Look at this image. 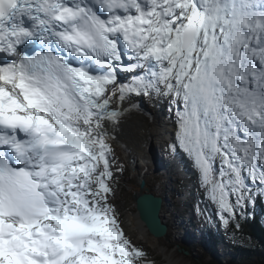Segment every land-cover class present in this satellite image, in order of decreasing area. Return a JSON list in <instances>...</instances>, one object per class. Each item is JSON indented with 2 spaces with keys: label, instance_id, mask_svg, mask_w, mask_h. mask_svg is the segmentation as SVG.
Returning <instances> with one entry per match:
<instances>
[{
  "label": "snow or ice",
  "instance_id": "obj_1",
  "mask_svg": "<svg viewBox=\"0 0 264 264\" xmlns=\"http://www.w3.org/2000/svg\"><path fill=\"white\" fill-rule=\"evenodd\" d=\"M146 102L240 231L264 204V0H0V264H156L115 202Z\"/></svg>",
  "mask_w": 264,
  "mask_h": 264
},
{
  "label": "rangeland",
  "instance_id": "obj_2",
  "mask_svg": "<svg viewBox=\"0 0 264 264\" xmlns=\"http://www.w3.org/2000/svg\"><path fill=\"white\" fill-rule=\"evenodd\" d=\"M145 107L148 110L155 109V111L158 113V115L159 116L161 115L159 124L162 127L167 126L169 130L175 129L174 123L171 122L172 120H166V121L164 120V122H163V116L165 117V119L168 118V112L165 110L164 106H162L160 104L153 103V102H146ZM161 120H162V122H161ZM171 134L173 135V133H171ZM153 146L155 148L156 146L160 147L161 145L158 143V140L155 139L153 141ZM114 147L116 149V155H117L118 160L125 167V173H124L123 179L121 181L119 190L116 193L117 199L115 202L117 203V205L119 207V211L121 213L122 227H124L126 233L132 238L134 243H136L137 245H143L144 248L147 249V252H149V254L152 256V258L156 261V264H170L169 260L171 259V257L174 258L175 261H177L181 264H187V263L188 264H197L194 261L196 258L202 259L201 264H209V263H213L215 261H217L219 264H228L231 262L230 260H232V259L230 257V254H227V250L221 244L217 247H216V244H211V247H209L206 245V243H204L203 245L199 244L198 246H194V245H189L186 242H182V240L184 241L183 237H186V234H191V235H189L188 241L190 238H192V235H193L191 230H188V232H186V229L183 228L182 225H180L182 227L181 229H179V230L178 229L177 230L172 229L171 232L166 236V238H161V243H155L152 239L153 238L152 235L148 232L147 229L146 230H147L148 235L147 234L144 235L138 229V227L135 226V224L133 223V218L138 216L133 195L136 191H138V188H139L138 184L140 182L139 178L142 175H144V178L147 180L148 188L153 193L156 194L157 190H155V188L152 186L153 184H151V182L149 181L150 178H155L156 173H153V171L151 173L150 172L145 173V170H146L145 166H142V167L139 166L138 167L136 164L133 165L131 162H129V159L126 157V154L123 152V150L119 144L115 143ZM164 148H165V146H164ZM166 153H170L169 149L167 150ZM162 160L164 161L163 158H162ZM157 165L158 164H156V166ZM162 169L164 170L165 168L163 167ZM184 171L187 172V169H184ZM194 179L195 178H192V180H194ZM189 185H190V183H189ZM183 186L184 185L181 186V190H183V188H184ZM181 190H179V191H181ZM169 191L166 193H167V195H169L168 198H170L171 201H168V203H167V199L164 198L165 202L167 204L165 210H163V216H164L165 223H170L173 225V223L175 224L176 219L182 220L184 222V224L188 223L187 220H188L189 215L185 214L186 212H182L184 208L182 205H180V202L172 200L175 193H173V192L169 193ZM201 193H202V191H201ZM202 200H203V202H202ZM172 204H175L176 212H173V209H175V208ZM201 204H203V214L201 216L200 215L195 216V219H197V221H198L197 223L200 225V228H201V227L205 226L204 223H205V221H207V222H209L211 227L214 225L215 233H217V231H218L217 224L219 223V221L216 217L215 209L213 208V206L211 204L207 203V201L204 199L203 193H202V196H197L194 199L193 207L197 208V206H199ZM195 214L196 213H194V215ZM200 218H201V220H200ZM200 222L202 225L200 224ZM173 226L176 227L177 224H175ZM197 227L199 228V226H197ZM207 227H209V225ZM220 227H222V226H220ZM222 230H223V232H225L224 229H222ZM169 231H170V228H169ZM189 231H190V233H189ZM197 231H198V235L202 236V233L199 230H197ZM213 235L216 236L217 238H220L219 234H213ZM194 236H196V235L194 234ZM207 236H208V234H207ZM197 241H198V239H197ZM209 242L211 243L214 241H212L209 238ZM177 244H181L182 246H184L188 249H191L194 253L192 254V256H189V257L186 256L183 252L179 251ZM219 250L221 251V254H220ZM222 254H224V255H222ZM204 258H206V259H204ZM232 261H234V259ZM233 263L234 264H245V263L240 262V260H236Z\"/></svg>",
  "mask_w": 264,
  "mask_h": 264
},
{
  "label": "bare ground",
  "instance_id": "obj_3",
  "mask_svg": "<svg viewBox=\"0 0 264 264\" xmlns=\"http://www.w3.org/2000/svg\"><path fill=\"white\" fill-rule=\"evenodd\" d=\"M145 109H146L145 112L134 113L128 117V119L124 122L121 130L119 131V135H118L119 143H117L121 146L123 152L126 154V157L129 159V162L136 164L138 167L139 166L140 167L146 166L147 165L146 159L148 157H150L151 154H153V152L159 148L157 146L154 148V146H153V141L155 139L158 140V143L160 145H162L163 150H165L164 152H167L168 147L164 148V142H167V141L164 140L162 143H160L159 140L162 139V137L164 135L172 136L171 133L174 132V129L169 130L167 126H165L166 127L165 128L159 124L161 115L159 116L158 113L155 111V109L148 110L146 107H145ZM149 113L151 115H149ZM164 120L165 121L166 120H173V118H171L169 116V113H168L167 119H165V117L163 116V122H164ZM161 122H162V120H161ZM167 143H169V142H167ZM172 156H174V155H172ZM158 158H160L162 160L161 156H159ZM186 169H187V172H185V175L182 178L177 179V181L185 180L187 177H189L191 175V173H193V170H191L190 168H186ZM181 171H184V170L174 171V172H171V174H173L175 172L179 173ZM162 174H168V173H164L163 169H162ZM193 178H195V179L191 180L189 182L191 186L188 184V192L189 193H195V195H197V196H202L201 191L198 189L197 179H196V176L194 174H193ZM151 184H153V183H151ZM160 185H162V183H160ZM146 187L148 188L147 185H146ZM165 188L170 190L169 193L170 192L174 193L176 191V189L181 190V186L178 188H177V186H175V188H174L173 184H171V183L168 184V182L165 183ZM173 189H175V191H173ZM168 190H166V192H168ZM156 195L162 196L158 192L156 193ZM202 202H203V200H202ZM166 205L167 204H166L165 199H164L163 210H165ZM172 205L176 209L175 204H172ZM180 205H182L184 208L182 212H186L185 214H187V215H190V214L194 215V213H196L194 216H197V215L201 216L203 214V204L197 206V208L192 206L190 209L185 207V204L183 202H180ZM163 210H162V218L164 219ZM200 220H201V218H200ZM187 221H188V223H186L187 232H188V230H191V232L193 233V235H192L193 238L198 239V240H201V238H202L203 241L206 243V245L211 247V243L209 242V235H212V233H211V231H208L209 227H207L209 225V222L207 223V225L200 228V225L197 223L198 222L197 219L190 218ZM133 223L135 224V226L138 227V229L144 235H146V234L148 235L147 230H146L147 228L144 227L143 223L140 221V218L138 216L133 218ZM200 224H201V222H200ZM197 226H199V228ZM196 229L202 233V236L198 235V231ZM189 233H190V231H189ZM168 234H169V232H168ZM194 234L196 236H194ZM207 234H208V236H207ZM152 237H153L152 239L155 243H161V238H155L154 236H152ZM219 252L221 254L220 250H219ZM227 254H229V252H227ZM222 255H224V254H222ZM169 261H170V264H181V263L175 261V259L172 257ZM230 261H232V260H230Z\"/></svg>",
  "mask_w": 264,
  "mask_h": 264
},
{
  "label": "trees",
  "instance_id": "obj_4",
  "mask_svg": "<svg viewBox=\"0 0 264 264\" xmlns=\"http://www.w3.org/2000/svg\"><path fill=\"white\" fill-rule=\"evenodd\" d=\"M241 223L242 229L240 231H225L227 239L224 240L231 245L234 252V261L229 264H234L233 262L236 260H240L245 264H264V204L258 203L254 215L241 221ZM209 238L212 241H214V238L217 239V237L212 239L210 236ZM211 244L216 243L211 242ZM139 246L144 248L143 245ZM144 249L147 251L146 248ZM190 252L194 253L192 250ZM196 262L201 263L198 259H196ZM213 264L219 263L215 261Z\"/></svg>",
  "mask_w": 264,
  "mask_h": 264
},
{
  "label": "water",
  "instance_id": "obj_5",
  "mask_svg": "<svg viewBox=\"0 0 264 264\" xmlns=\"http://www.w3.org/2000/svg\"><path fill=\"white\" fill-rule=\"evenodd\" d=\"M133 198L140 221L148 232L155 238H166L169 227L162 218L164 198L151 192L144 179L140 180V189Z\"/></svg>",
  "mask_w": 264,
  "mask_h": 264
}]
</instances>
